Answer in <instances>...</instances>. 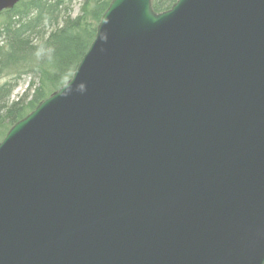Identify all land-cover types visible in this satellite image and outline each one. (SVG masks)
I'll return each mask as SVG.
<instances>
[{
    "label": "water",
    "instance_id": "1",
    "mask_svg": "<svg viewBox=\"0 0 264 264\" xmlns=\"http://www.w3.org/2000/svg\"><path fill=\"white\" fill-rule=\"evenodd\" d=\"M0 264H264V0H112L0 142Z\"/></svg>",
    "mask_w": 264,
    "mask_h": 264
},
{
    "label": "trees",
    "instance_id": "2",
    "mask_svg": "<svg viewBox=\"0 0 264 264\" xmlns=\"http://www.w3.org/2000/svg\"><path fill=\"white\" fill-rule=\"evenodd\" d=\"M112 0H20L0 16V142L8 130L64 85L74 74L95 38L97 26ZM177 0H151L159 13ZM5 74V75H3ZM22 74H34L21 97L11 101Z\"/></svg>",
    "mask_w": 264,
    "mask_h": 264
},
{
    "label": "rangeland",
    "instance_id": "3",
    "mask_svg": "<svg viewBox=\"0 0 264 264\" xmlns=\"http://www.w3.org/2000/svg\"><path fill=\"white\" fill-rule=\"evenodd\" d=\"M82 0H75L74 7H73V16H76L79 13L80 3ZM3 18L0 16V23L2 22ZM5 75V74H3ZM9 76L0 75V84L4 81L8 80ZM38 84V78L34 74H22V78L18 82L17 86L13 89L12 94L10 96V100H16L18 97H21L23 92L27 89L29 83Z\"/></svg>",
    "mask_w": 264,
    "mask_h": 264
}]
</instances>
